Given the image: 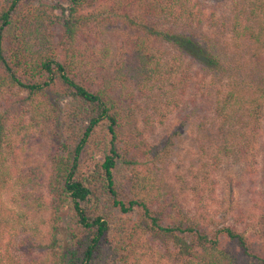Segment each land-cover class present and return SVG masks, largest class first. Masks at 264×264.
Listing matches in <instances>:
<instances>
[{
    "label": "trees",
    "instance_id": "1",
    "mask_svg": "<svg viewBox=\"0 0 264 264\" xmlns=\"http://www.w3.org/2000/svg\"><path fill=\"white\" fill-rule=\"evenodd\" d=\"M227 2L215 17L201 0H0V264H138L139 249L155 242L173 264H264V191L242 223L218 225L206 205L183 211L162 192L167 142L150 146L123 118L122 97L131 101L134 91L155 114L172 108L173 146L204 98L212 124L203 137L218 156L195 175L194 194L214 196L221 154L257 175L264 0ZM18 122L44 138L45 179L10 162ZM119 166L128 170L121 184ZM28 206L49 215L32 226ZM30 233L46 239L44 260L19 255Z\"/></svg>",
    "mask_w": 264,
    "mask_h": 264
},
{
    "label": "rangeland",
    "instance_id": "2",
    "mask_svg": "<svg viewBox=\"0 0 264 264\" xmlns=\"http://www.w3.org/2000/svg\"><path fill=\"white\" fill-rule=\"evenodd\" d=\"M30 1H42L67 7V0ZM201 4L207 15L214 13L215 17H219L221 14L225 15L229 5L227 0L219 3L201 0ZM132 85L128 84L127 88H131ZM129 90L131 91V89ZM129 90L123 94L129 93ZM147 95L154 98L157 96V92L152 91L147 93ZM200 99L195 103L199 109L192 114V123L187 126L186 132L180 138L173 140V146L172 135L170 134L172 123L176 122L177 119L172 117V108L168 112L167 107L164 106L159 113L155 114L152 110L151 102L134 91L133 100L125 101L122 97L124 106L130 109L123 113V118H126L127 128L131 126L137 127L138 131L143 134L144 140L150 146L159 148L162 141L167 142L165 149L169 151L168 158L163 164L158 166V174L162 180V192H169L173 202L177 203L183 211L195 214L196 209L200 210L202 205H206V211L209 213L208 218L218 225L242 223L245 217L255 213V207L260 202L261 193L264 191V133L263 145L261 146L262 157L259 160L256 176H250L244 164L236 156L223 157L221 154L219 155L221 162L217 165L218 170L212 174V177L214 175V178H212L214 196L211 197L209 194V197L206 196L205 200L198 198L193 192V184L198 183L194 177L200 174L201 171H211V165L217 164L214 157L218 156L216 149H213L208 144L211 140L208 141L206 136L205 139L203 137L204 130L208 133L211 132L209 129L212 124L210 117L212 108L211 106L209 107L204 98V101ZM162 101L166 103L165 99H162ZM164 112H167L166 118L161 117V113ZM160 123H163V125H160ZM17 125H20L18 129H21L19 133L16 134L13 131L8 136L9 140L11 139L9 145L17 147L11 148L13 154H9L12 166L19 174L31 175L32 173H40L45 179L50 164L44 138H41L40 134L35 130L27 133L26 123L18 122ZM127 175L128 170L123 166H119L115 172L116 182L121 184ZM41 191L44 193V204L47 205L46 191L44 188ZM32 195L35 197L39 194L37 191H33ZM29 202L32 204V201ZM31 206H28L27 209H29V217H32V226L40 225V217H48L49 213L37 215ZM40 230L43 231L42 228ZM20 243L19 255L23 261L29 262L33 258L42 260L46 255L45 245L47 241L41 234L34 236L33 233H30L23 236L20 239ZM158 245V242L149 243L146 247L139 249L137 254L139 258L138 264H173L167 257H163L164 252L161 251Z\"/></svg>",
    "mask_w": 264,
    "mask_h": 264
}]
</instances>
